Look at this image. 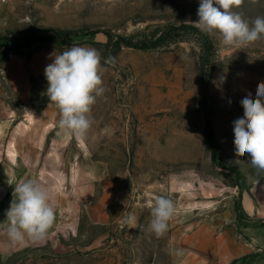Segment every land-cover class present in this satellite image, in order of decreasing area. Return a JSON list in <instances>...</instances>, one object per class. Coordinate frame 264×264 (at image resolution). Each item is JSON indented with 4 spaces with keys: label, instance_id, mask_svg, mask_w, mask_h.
Masks as SVG:
<instances>
[{
    "label": "rangeland",
    "instance_id": "obj_1",
    "mask_svg": "<svg viewBox=\"0 0 264 264\" xmlns=\"http://www.w3.org/2000/svg\"><path fill=\"white\" fill-rule=\"evenodd\" d=\"M199 4L0 1V264H264V173L235 156L233 131L264 81V38L224 46L184 23ZM236 10L251 23L264 0ZM73 45L100 53L105 88L84 138L58 127L46 94L50 54ZM29 179L55 221L43 240L13 242L6 213ZM159 196L175 213L158 237Z\"/></svg>",
    "mask_w": 264,
    "mask_h": 264
},
{
    "label": "clouds",
    "instance_id": "obj_2",
    "mask_svg": "<svg viewBox=\"0 0 264 264\" xmlns=\"http://www.w3.org/2000/svg\"><path fill=\"white\" fill-rule=\"evenodd\" d=\"M250 2L255 4L258 0ZM243 3L244 0H200L198 20L188 19L184 23L216 35L226 47L243 50L264 38V17L258 16L249 23L236 10ZM50 55L54 56L53 62L44 70L48 82L46 94L59 109L58 127L84 138L93 122L91 108L105 92L101 55L94 48L76 45ZM110 61L114 62V58L105 62ZM224 80L221 76L220 81ZM240 103L243 117L233 122L235 156L248 154L252 168L264 173V81L257 85L255 99L248 93ZM13 196L6 213L9 238L13 242H23L25 237L43 240L55 221L47 187L31 179L21 181L15 186ZM151 212L149 228L158 237L162 236L175 213V204L170 198L159 196L151 205Z\"/></svg>",
    "mask_w": 264,
    "mask_h": 264
},
{
    "label": "trees",
    "instance_id": "obj_3",
    "mask_svg": "<svg viewBox=\"0 0 264 264\" xmlns=\"http://www.w3.org/2000/svg\"><path fill=\"white\" fill-rule=\"evenodd\" d=\"M80 33V32H79ZM69 34H71V33H69L68 31H57L56 33H55V37H53V38H57L58 36H60V37H62V38H64V37H66L67 35H69ZM57 36V37H56ZM59 37V38H60ZM2 37H0V39H1ZM24 38H27L26 36H15V37H12V39L13 40H21V39H24ZM3 39V38H2ZM30 39H32V40H51V37L50 36H39V37H36V36H33L32 38H30ZM53 40H56V39H53ZM240 207H241V203H240V200H239V202H238V208L240 209Z\"/></svg>",
    "mask_w": 264,
    "mask_h": 264
},
{
    "label": "built area",
    "instance_id": "obj_4",
    "mask_svg": "<svg viewBox=\"0 0 264 264\" xmlns=\"http://www.w3.org/2000/svg\"><path fill=\"white\" fill-rule=\"evenodd\" d=\"M0 1H4V0H0Z\"/></svg>",
    "mask_w": 264,
    "mask_h": 264
}]
</instances>
